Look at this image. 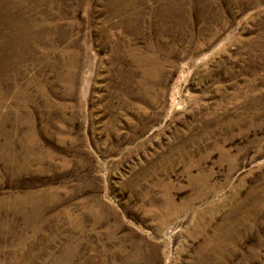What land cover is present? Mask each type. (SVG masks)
<instances>
[{"label": "rangeland", "instance_id": "1", "mask_svg": "<svg viewBox=\"0 0 264 264\" xmlns=\"http://www.w3.org/2000/svg\"><path fill=\"white\" fill-rule=\"evenodd\" d=\"M0 264H264V0H0Z\"/></svg>", "mask_w": 264, "mask_h": 264}, {"label": "bare ground", "instance_id": "2", "mask_svg": "<svg viewBox=\"0 0 264 264\" xmlns=\"http://www.w3.org/2000/svg\"><path fill=\"white\" fill-rule=\"evenodd\" d=\"M151 60V59H150ZM157 69H158V67H157ZM148 75V74H147ZM153 78V77H152ZM175 227H176V225H174V226H171L170 228H168V230H166V235H168V236H170L171 235V233L174 231V229H175ZM176 232V231H175ZM168 238V237H167Z\"/></svg>", "mask_w": 264, "mask_h": 264}]
</instances>
